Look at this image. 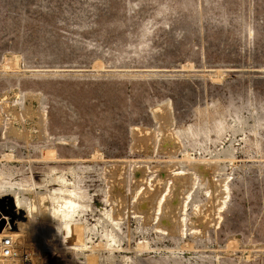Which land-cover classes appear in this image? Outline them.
I'll list each match as a JSON object with an SVG mask.
<instances>
[{"label": "rangeland", "instance_id": "1", "mask_svg": "<svg viewBox=\"0 0 264 264\" xmlns=\"http://www.w3.org/2000/svg\"><path fill=\"white\" fill-rule=\"evenodd\" d=\"M0 213L36 264H264V0H0Z\"/></svg>", "mask_w": 264, "mask_h": 264}, {"label": "built area", "instance_id": "2", "mask_svg": "<svg viewBox=\"0 0 264 264\" xmlns=\"http://www.w3.org/2000/svg\"><path fill=\"white\" fill-rule=\"evenodd\" d=\"M8 234H0V264H36L38 255ZM57 264V263H56Z\"/></svg>", "mask_w": 264, "mask_h": 264}, {"label": "bare ground", "instance_id": "3", "mask_svg": "<svg viewBox=\"0 0 264 264\" xmlns=\"http://www.w3.org/2000/svg\"><path fill=\"white\" fill-rule=\"evenodd\" d=\"M246 118V117H245ZM254 120V119H253ZM242 121V120H241ZM254 125V124H253ZM251 126V125H250ZM256 126V125H255ZM218 128H220V127H218ZM217 128V129H218ZM257 128V127H256ZM205 130H207V129H205ZM205 130H204V132H205ZM220 130V129H219ZM234 130V129H233ZM218 131V130H217ZM203 132V131H202ZM210 132V131H209ZM254 132V131H253ZM197 133V132H196ZM201 133V132H200ZM206 133V132H205ZM208 133V132H207ZM207 135V134H206ZM205 135V136H206ZM185 136V135H184ZM199 137V136H198ZM207 137V136H206ZM186 138V137H185ZM193 140V139H192ZM206 141H209V140H206ZM194 142H196V141H194ZM201 143V142H200ZM194 144V143H193ZM198 145V144H197ZM69 204V203H68ZM71 204H73L72 202H71ZM170 205V204H169ZM57 211H58V209H57ZM56 211V212H57ZM73 211H75V210H73ZM72 211V212H73ZM72 212H71V210H70V207H68L67 209H65V210H63L62 211V213L60 212V214L61 215H63V218H64V220L60 223V226H58L59 227V232H63V231H66L67 233H70V231H71V225H72V223L73 222H71V220H72ZM54 214V213H53ZM0 215H1V218L2 219H4V220H6V222H7V224H9V221H8V218L6 217V216H4V215H2L1 213H0ZM55 217H56V215H54ZM75 224V223H74ZM76 227V226H75ZM74 228V227H73ZM2 228H0V234L1 233H4V234H6V229H3L2 231ZM73 231V230H72ZM85 231V230H84ZM71 234V233H70ZM74 235V234H73ZM62 238V237H61ZM58 240V239H57ZM64 240V239H63ZM57 243V242H56ZM59 243V242H58ZM58 243H57V245H58ZM56 245V246H57ZM63 245V244H62ZM61 245V246H62ZM60 246V245H59ZM53 247H55V246H53ZM64 247V246H63ZM62 248V247H61ZM61 250V249H60ZM59 252V254H58V263L59 264H61L62 263V261H63V259H64V253H63V250H61V251H58ZM38 257H40V256H38ZM41 263L42 264H45V257H41ZM40 263V264H41Z\"/></svg>", "mask_w": 264, "mask_h": 264}]
</instances>
